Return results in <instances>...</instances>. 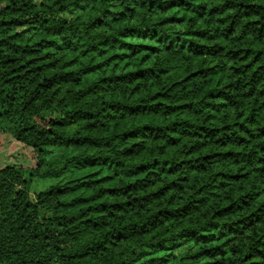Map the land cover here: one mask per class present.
<instances>
[{"label": "trees", "instance_id": "16d2710c", "mask_svg": "<svg viewBox=\"0 0 264 264\" xmlns=\"http://www.w3.org/2000/svg\"><path fill=\"white\" fill-rule=\"evenodd\" d=\"M0 133V264H264V0H0Z\"/></svg>", "mask_w": 264, "mask_h": 264}, {"label": "rangeland", "instance_id": "374dc122", "mask_svg": "<svg viewBox=\"0 0 264 264\" xmlns=\"http://www.w3.org/2000/svg\"><path fill=\"white\" fill-rule=\"evenodd\" d=\"M60 153L67 155L69 154V149L64 148ZM54 157V153H47L43 156L42 161L48 165L53 161ZM36 162V154L30 147L14 140L9 134L0 133V166L15 164L27 173L28 170L36 165ZM53 182V179L34 178L30 190L31 192L43 190Z\"/></svg>", "mask_w": 264, "mask_h": 264}]
</instances>
